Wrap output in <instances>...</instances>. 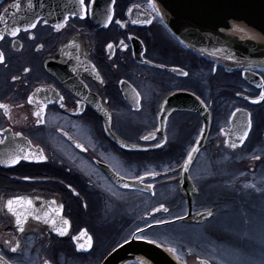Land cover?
Wrapping results in <instances>:
<instances>
[{"label":"flooded vegetation","instance_id":"flooded-vegetation-1","mask_svg":"<svg viewBox=\"0 0 264 264\" xmlns=\"http://www.w3.org/2000/svg\"><path fill=\"white\" fill-rule=\"evenodd\" d=\"M17 1L0 0V13L7 9L0 32L22 29L0 39V261L100 264L140 228L142 239L175 247L186 264H200L199 258L231 264L229 257L199 253L192 227L200 222L188 216L178 187L201 117L174 110L159 127L158 112L166 96L180 92L202 100L210 113L206 141L189 168L197 189L191 215L216 212L194 206L201 187L246 206L256 193L264 199V67H249V80L242 69L198 54L170 33L152 0H68L64 18L51 10L56 0H33L26 8L16 7ZM30 23L37 26L25 33ZM237 109L247 113L251 128L244 120L233 126ZM245 131L236 148L226 143ZM203 156L207 173L195 178ZM161 204L169 211H152Z\"/></svg>","mask_w":264,"mask_h":264},{"label":"water","instance_id":"water-1","mask_svg":"<svg viewBox=\"0 0 264 264\" xmlns=\"http://www.w3.org/2000/svg\"><path fill=\"white\" fill-rule=\"evenodd\" d=\"M68 0H56L51 4L53 11L61 13L64 18L68 11ZM157 13L167 29L184 45L198 54L219 62L230 69H242L243 75L251 80L249 67H264V0H152ZM33 0H19L18 8L33 6ZM67 7V8H66ZM43 9V7H42ZM44 16L51 20L49 13ZM173 71L175 68H170ZM174 110L197 112L201 117L200 132L190 148L191 160L188 154L180 166L179 190L184 192L188 202V216L196 222H201L210 216L209 211L202 210L190 214L192 193L197 189L189 177L190 165L206 141L210 127V113L202 100L192 98L186 93H171L163 99L158 112L159 127H163L167 116ZM235 113V115H233ZM232 113L233 126L238 121L248 120L247 115L239 110ZM247 129V128H246ZM201 130H203L201 132ZM237 138L228 136L226 143L240 144ZM115 141L123 145L120 140ZM130 147V146H127ZM188 152V153H189ZM185 161H188L185 164ZM120 185L134 186L133 181L115 177ZM159 208V207H157ZM176 248L161 245L146 239L130 238L110 251L100 264H121L134 260L139 264H186L175 255ZM200 264H211L204 258H199Z\"/></svg>","mask_w":264,"mask_h":264},{"label":"bare ground","instance_id":"bare-ground-1","mask_svg":"<svg viewBox=\"0 0 264 264\" xmlns=\"http://www.w3.org/2000/svg\"><path fill=\"white\" fill-rule=\"evenodd\" d=\"M193 203L195 207L214 208L216 211L207 222H200L199 225L192 227L196 236L195 241H197V244L200 246L199 253L201 255H209V257L215 260L217 256L219 257L223 255L220 253V247L217 248V245L220 246L219 244L224 243L223 245L229 244L227 246L228 249L226 250L225 248H222L221 250L228 252L229 255L231 254V257H229L230 260L242 258L241 260L245 261L247 258H253L261 260L260 264H264V231L262 228L258 227V235L263 239L260 251L256 250L252 253L244 251L241 252V249L239 248L240 242L242 241L240 239L246 234L243 232L249 230L250 228L249 225L251 221L249 218L251 217V214L254 217L256 215L257 217H261L260 214L264 213L263 202L249 203L247 205L249 207L248 209L245 204H242L233 197L222 199L201 187L198 194L193 198ZM243 207L245 208L244 211ZM252 211L254 212L252 213ZM236 223V229L239 230L240 233L234 235L236 232L234 226L232 227V225ZM170 243L172 242H169V244ZM215 246L216 249H214Z\"/></svg>","mask_w":264,"mask_h":264},{"label":"snow or ice","instance_id":"snow-or-ice-1","mask_svg":"<svg viewBox=\"0 0 264 264\" xmlns=\"http://www.w3.org/2000/svg\"><path fill=\"white\" fill-rule=\"evenodd\" d=\"M150 2H151V0H150ZM80 3H81V5H84L85 0H80ZM15 6H16V7H19V4H16ZM153 10H154V11H158V10L155 8L154 5H153ZM6 14H7V9L5 10L4 13H0V18H3L4 16H6ZM37 19H39V17H37ZM65 19H67V17H66ZM108 19H109V21H111V19H112L111 15H109ZM134 22H135V21H134ZM145 22L150 23V21H145ZM44 23L47 24V21L45 20ZM36 26H37V25H36L35 23H30V24H28V26H27L26 28L23 29V31H24L25 33H28V32H29V29L35 28ZM54 27H55L57 30H59V29L62 27V25H61V24H57V25H55ZM21 30H22V29H21L20 27H15V28H14L13 30H11L10 32H0V39H4V38H5V35H10V36H12V37H16V36H18V34L20 33ZM29 38H30V39H34V37L31 36V35H29ZM41 47H42V45H37V48H38V49L41 48ZM108 47L111 48L112 45L109 44ZM4 59H5L4 53H3L2 51H0V63H2V62L4 61ZM25 71L27 72V71H29V70H28V69H25ZM182 75L187 76L188 73L185 72V73H182ZM15 79H17V78H16V77H13V80H15ZM101 82H103V81H101ZM85 87H87V85H85ZM238 95H239V93H238ZM31 99H32V98L29 97V102H31ZM63 99H64V98L61 96V97H60V100H63ZM259 99H260V100H264V92H261ZM254 102H255V101H254ZM77 104L79 105V101H77ZM60 106L63 107L64 105L61 104ZM0 107H5V106L2 105V104H0ZM236 111L238 112L239 109H237ZM233 115H235V113H233ZM37 116H39L38 113H37ZM36 123H37V124H40V123H42V120L38 118L37 121H36ZM251 126H252V125H251V120H249L248 127L251 128ZM106 130H107V129H106ZM202 131H203V130H201V132H202ZM16 135L19 136V135H21V134H20V133H16ZM247 135H248V132L245 131V132L243 133V135L240 137V143H241V144L244 142V139H245V137H247ZM141 139L147 140V139H149V137H148V136H144V137H141ZM0 143H3V141L0 140ZM29 143H30V142H29ZM161 143H163V141H162ZM159 146H160V145H156V147H159ZM230 146H231L232 148H236V147H237L236 143H232ZM77 147H81V145L77 144ZM194 151H196L195 148H193V149L188 153V160H191L192 152H194ZM24 158H25V159H28L29 157L25 156ZM18 159H19V156H16L15 158H11V159H10V163L15 164V163H17V160H18ZM39 159L43 160V159H45V157H44L43 155H41V156L39 157ZM187 163H188V161H185V164H187ZM146 174L155 175V173H146ZM137 179H142V177H137ZM125 187H128V185H125ZM149 187H151V186H149ZM153 194H154V193H153ZM16 199L19 200L20 198H16ZM13 203H14V201H13L12 199H9V200H8V202H7V207H8V209H9V211H12ZM29 203H30V201H29ZM161 209H162L164 212H168V211H169V209L166 208L163 204H161V205L159 206V208H154L152 211H153V212H158V211H160ZM207 214H208L209 216L212 215V213H211L210 211H209ZM36 219L39 220V219H41V218H40L39 216H37ZM174 219H181V217H174ZM65 223H67V222L65 221ZM155 223H156V224H165V223H167V221L162 220V219H156V220H155ZM16 224H17L18 226L21 225V219H20L19 217H17V219H16ZM146 227H150V226H148V225L146 224ZM19 230H20V231H23V228H22V227H19ZM137 233H139L140 235H137ZM142 233H143V230L140 229V228H137V229H136V232L133 233L132 235L135 236L137 239H142V238H144L143 235H142ZM60 234L63 235L64 233L61 232ZM17 248H18V245H17V247L12 248L11 251L15 252V251H17ZM0 264H3V261H0ZM45 264H48V262L46 261Z\"/></svg>","mask_w":264,"mask_h":264},{"label":"rangeland","instance_id":"rangeland-1","mask_svg":"<svg viewBox=\"0 0 264 264\" xmlns=\"http://www.w3.org/2000/svg\"><path fill=\"white\" fill-rule=\"evenodd\" d=\"M204 158H206V157H204V156L201 157V159L199 161V166L192 171L195 178H198L201 175L202 171L203 172L205 171V164L206 163H205ZM206 173H207V171L204 172V174H206ZM263 200H264L263 197L261 198V195L259 193H256L255 195H252L251 198H249L248 203H252V202L261 203V202H263ZM244 207H243V211L245 210ZM248 209H249V207H248ZM253 212L254 211H252V213ZM260 216L261 217H257V215H256L254 217L251 214V217L249 218V220L251 221V223L249 225L250 228H249V230L243 232L244 234L245 233L246 234L243 235L242 238L240 237L241 238L240 240H242L240 242V246H239V248L241 249L240 250L241 252L244 251V252L252 253L256 250H258V251L261 250L263 239L261 236L258 235V227L262 228L264 231V213L260 214ZM233 226H234L235 232H236V233H234V235L240 233V231L236 229L237 223L233 224L232 227ZM256 232H257V234H256ZM214 242H216V241H214ZM223 244H219L220 246L217 245V248L220 247L219 248L220 253H222L223 256H225V257H231V254L229 255L228 252L221 250L222 248L223 249L225 248L227 250L228 249L227 246L229 244H226V245H223ZM214 249H216V246ZM241 259H234V260L231 259V264H260V262H261V260H257V259H253V258H247V259H245V261H242Z\"/></svg>","mask_w":264,"mask_h":264}]
</instances>
